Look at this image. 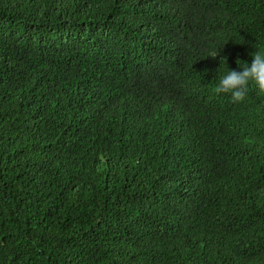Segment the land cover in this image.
I'll return each mask as SVG.
<instances>
[{"label": "trees", "instance_id": "1", "mask_svg": "<svg viewBox=\"0 0 264 264\" xmlns=\"http://www.w3.org/2000/svg\"><path fill=\"white\" fill-rule=\"evenodd\" d=\"M255 51L264 0H0V264H264Z\"/></svg>", "mask_w": 264, "mask_h": 264}, {"label": "clouds", "instance_id": "2", "mask_svg": "<svg viewBox=\"0 0 264 264\" xmlns=\"http://www.w3.org/2000/svg\"><path fill=\"white\" fill-rule=\"evenodd\" d=\"M215 54L212 58H215ZM226 65V58L222 59ZM238 62V61H237ZM240 62V61H239ZM243 67L239 71L228 70L215 86L216 94H230L233 103L242 102L249 91H255L257 96L264 97V52L255 51L251 64L240 62Z\"/></svg>", "mask_w": 264, "mask_h": 264}]
</instances>
